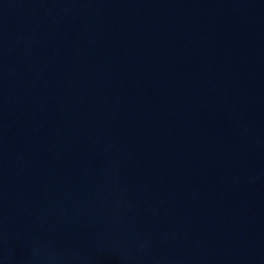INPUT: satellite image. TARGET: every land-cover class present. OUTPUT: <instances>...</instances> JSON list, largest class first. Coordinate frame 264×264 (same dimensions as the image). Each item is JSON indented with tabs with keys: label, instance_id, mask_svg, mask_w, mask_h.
<instances>
[{
	"label": "water",
	"instance_id": "1",
	"mask_svg": "<svg viewBox=\"0 0 264 264\" xmlns=\"http://www.w3.org/2000/svg\"><path fill=\"white\" fill-rule=\"evenodd\" d=\"M0 264H264V0H0Z\"/></svg>",
	"mask_w": 264,
	"mask_h": 264
}]
</instances>
